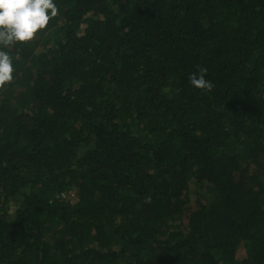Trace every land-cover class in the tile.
Instances as JSON below:
<instances>
[{
	"label": "trees",
	"instance_id": "trees-1",
	"mask_svg": "<svg viewBox=\"0 0 264 264\" xmlns=\"http://www.w3.org/2000/svg\"><path fill=\"white\" fill-rule=\"evenodd\" d=\"M54 2L4 49L0 264H264V0Z\"/></svg>",
	"mask_w": 264,
	"mask_h": 264
},
{
	"label": "clouds",
	"instance_id": "clouds-1",
	"mask_svg": "<svg viewBox=\"0 0 264 264\" xmlns=\"http://www.w3.org/2000/svg\"><path fill=\"white\" fill-rule=\"evenodd\" d=\"M58 15L54 0H0V89L13 80L12 58L5 48L32 41ZM207 69L198 68L188 80L194 89L211 91L213 84L206 77Z\"/></svg>",
	"mask_w": 264,
	"mask_h": 264
},
{
	"label": "rangeland",
	"instance_id": "rangeland-1",
	"mask_svg": "<svg viewBox=\"0 0 264 264\" xmlns=\"http://www.w3.org/2000/svg\"><path fill=\"white\" fill-rule=\"evenodd\" d=\"M47 38H48V36H47ZM41 49H42V46H39L38 49H37V51H40ZM75 193H76V192H75L74 189H73V190H70V191L67 193V196L65 197V199H66L67 201L73 203V202L76 200ZM244 252H245L244 247H243L242 244H240V245L238 246V249H237V255H238V256H243Z\"/></svg>",
	"mask_w": 264,
	"mask_h": 264
},
{
	"label": "built area",
	"instance_id": "built-area-1",
	"mask_svg": "<svg viewBox=\"0 0 264 264\" xmlns=\"http://www.w3.org/2000/svg\"><path fill=\"white\" fill-rule=\"evenodd\" d=\"M61 196H62V197H66V194H63V193H62Z\"/></svg>",
	"mask_w": 264,
	"mask_h": 264
}]
</instances>
